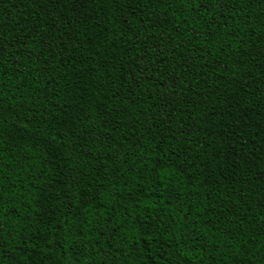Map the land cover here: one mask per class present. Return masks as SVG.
Listing matches in <instances>:
<instances>
[{
  "label": "trees",
  "instance_id": "16d2710c",
  "mask_svg": "<svg viewBox=\"0 0 264 264\" xmlns=\"http://www.w3.org/2000/svg\"><path fill=\"white\" fill-rule=\"evenodd\" d=\"M0 264H264V0H0Z\"/></svg>",
  "mask_w": 264,
  "mask_h": 264
}]
</instances>
